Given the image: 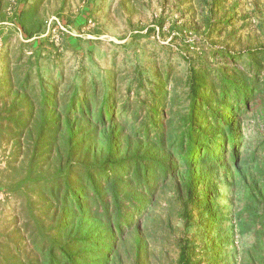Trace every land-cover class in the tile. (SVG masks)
<instances>
[{
  "label": "rangeland",
  "instance_id": "1",
  "mask_svg": "<svg viewBox=\"0 0 264 264\" xmlns=\"http://www.w3.org/2000/svg\"><path fill=\"white\" fill-rule=\"evenodd\" d=\"M263 47L264 0H1L0 264H19L32 251L35 222L45 221L35 180L57 169L56 147L37 141V131L31 137L20 123L28 116L13 93L27 74L38 97L53 87L61 102L93 91L101 100L114 91L119 104L133 107L149 103L169 75L171 96L188 103L185 81L193 70L253 75L251 52ZM245 131L248 143L263 137L252 118ZM81 132L75 138L79 161L88 142ZM207 182L214 188L203 185L198 196L213 193L215 199L197 204L188 218L174 188L161 185L142 216L145 247L137 254L129 231L117 264H180L183 248L190 264H264V173L248 170L232 187L222 169ZM249 188L258 194L250 200L258 215L254 230L241 235L232 224ZM205 205L211 211L203 214Z\"/></svg>",
  "mask_w": 264,
  "mask_h": 264
},
{
  "label": "trees",
  "instance_id": "2",
  "mask_svg": "<svg viewBox=\"0 0 264 264\" xmlns=\"http://www.w3.org/2000/svg\"><path fill=\"white\" fill-rule=\"evenodd\" d=\"M251 55L257 67L253 75L238 69L222 74L193 70L185 81L188 103L171 96L169 75L149 103L133 107L129 101L119 104L114 91L101 100L93 91L61 102L53 87L38 97L28 88L27 74L13 93L28 116L20 123L31 137L35 130L37 141L56 147L57 169L35 180L45 221L35 222L33 249L19 264H117L118 246L129 231L136 253L145 247L142 216L155 204L161 185L174 188L188 218L197 204L215 199L213 193L198 196L203 185L214 188L208 186L209 175L223 169L234 187L236 177L248 170L264 173V47ZM15 110V105L9 108ZM251 118L263 136L255 145L246 140ZM80 132L88 141L81 161L75 159ZM253 190L248 189V203L232 224L241 235L256 224ZM202 211L211 208L205 205ZM180 264H190L184 248Z\"/></svg>",
  "mask_w": 264,
  "mask_h": 264
}]
</instances>
